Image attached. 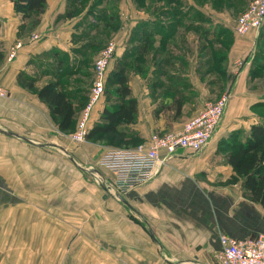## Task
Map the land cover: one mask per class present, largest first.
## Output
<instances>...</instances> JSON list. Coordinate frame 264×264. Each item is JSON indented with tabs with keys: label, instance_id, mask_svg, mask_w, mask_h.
Masks as SVG:
<instances>
[{
	"label": "crops",
	"instance_id": "1",
	"mask_svg": "<svg viewBox=\"0 0 264 264\" xmlns=\"http://www.w3.org/2000/svg\"><path fill=\"white\" fill-rule=\"evenodd\" d=\"M251 1L231 9L233 16ZM70 4L48 0L33 27L16 11L14 0H0V83L9 93L0 99V264H220L221 234L236 239L264 234V207L251 201L241 181L230 182L234 171L223 145L234 136L244 139L261 121L254 107L264 97L254 78L263 71V55L256 59V49L264 26L240 35L238 17L221 21L213 16L230 10L193 0L182 10L193 8L209 21L185 19L167 30L165 21L156 24L139 9L143 15L126 26L120 5L118 26L108 32L101 26L95 33L116 42L110 74L123 69L137 101L136 120L122 127L126 148L145 144L153 134L179 132L208 102L230 96L202 151L178 149L143 182L120 176L115 166L101 161L109 149L125 147L73 143L22 81L23 75L34 78L40 89L70 78L64 89L76 106L85 103L99 54L88 47L82 23L92 0L71 19L66 17ZM194 28L230 33L225 75L214 61L221 41H208ZM18 43L22 47L9 61ZM107 96L94 109L92 128L113 103ZM77 160L86 172L95 169L99 186L79 177Z\"/></svg>",
	"mask_w": 264,
	"mask_h": 264
},
{
	"label": "trees",
	"instance_id": "2",
	"mask_svg": "<svg viewBox=\"0 0 264 264\" xmlns=\"http://www.w3.org/2000/svg\"><path fill=\"white\" fill-rule=\"evenodd\" d=\"M90 0H71L70 9L66 13V17L71 19L80 13L85 8ZM118 1L120 0H92V4L88 11V18L92 17L93 20H84L86 28L97 31L100 27H105V31L115 28L120 23V8ZM154 6L164 3L165 6L176 5L175 8L170 10V18L174 21H166L167 17L163 12L162 16L154 17L156 24H161L165 21L163 28L167 29L171 26L175 27L183 20L189 21H209V17L205 14L192 10L182 12L183 2L182 0H153ZM198 4L209 3L213 8H224L228 10H237L246 5V0H194ZM138 7H145L147 0H135ZM48 0H14L16 11L20 13L24 19L29 20L30 24L34 27L40 21V16L45 12ZM77 5V6H76ZM78 5L82 6L81 9ZM156 8V7H155ZM192 11V12H191ZM82 12V11H81ZM244 12V11H243ZM242 12V13H243ZM241 13V14H242ZM165 17V20L162 19ZM103 18V19H102ZM164 29V30H165ZM196 29L202 36L208 41H221V50L217 53L214 59L215 63H218L220 73L226 74V70L223 68V63L226 59L227 52L230 48L232 37L230 33L225 29L217 28H204ZM164 30H161L163 33ZM172 33L173 31H168ZM87 34H85L86 36ZM97 36V34H96ZM260 35V39L264 41V38ZM108 37V36H106ZM95 41L88 47H93L92 50L100 52L110 41L111 38H105ZM262 41H260L261 44ZM224 45H228L224 47ZM86 46V45H85ZM259 53L263 54L262 51ZM62 62V60L60 61ZM264 67L261 66V69ZM218 69V67H217ZM254 77L256 75H253ZM24 85L37 92L38 97L46 103L50 109L51 117L56 122L58 128L62 132H74L76 129V114L79 109H83L85 103H81L80 106H76L71 95L64 89V85L60 80L50 82L40 89L36 88V79L28 76H22ZM110 86V87H109ZM107 101H110L114 97L115 101L112 105H106L100 118V122L96 124L88 134V140L91 142H104L107 145L125 147L127 141L124 140L125 134H123L122 127L134 123L137 116V101L131 98V89L128 85V79L123 69L119 72L111 73L108 77L106 86ZM260 106H264V103H260ZM258 105L254 107V110ZM81 107V108H80ZM261 114V113H260ZM264 116V115H263ZM260 123L251 127L249 133L245 135L244 139H240L238 136H234L229 141H226V159L228 164L233 168L234 174L232 175L230 182L238 183L242 182L247 196L252 202L260 204L264 207V117H259ZM126 142V143H125ZM124 144H127L124 146Z\"/></svg>",
	"mask_w": 264,
	"mask_h": 264
},
{
	"label": "built area",
	"instance_id": "3",
	"mask_svg": "<svg viewBox=\"0 0 264 264\" xmlns=\"http://www.w3.org/2000/svg\"><path fill=\"white\" fill-rule=\"evenodd\" d=\"M263 26L264 0H252L238 17L235 32L244 35L252 30L260 31ZM38 38V35L32 36L33 40ZM21 47L22 44L18 43L12 48L8 56L9 61L14 60ZM116 49V42L111 40L95 59L88 100L79 114L76 129L71 136L77 143L86 142L92 129L94 109L106 95ZM8 97V91L0 83V99ZM229 99V94H225L214 102H208L179 132L153 134L145 144L135 148H111L101 157V161L115 166L120 176H133L139 181H148L178 149L200 152L209 144L223 118ZM161 152L166 153L164 157L161 156ZM219 239L220 264H264V234L245 239L221 234Z\"/></svg>",
	"mask_w": 264,
	"mask_h": 264
},
{
	"label": "rangeland",
	"instance_id": "4",
	"mask_svg": "<svg viewBox=\"0 0 264 264\" xmlns=\"http://www.w3.org/2000/svg\"><path fill=\"white\" fill-rule=\"evenodd\" d=\"M135 0H120V1H118V6H119V8H120V5H121V11H123V18H124V20H125V23H127L126 24V26H128V23H130L131 21H133L134 20V17H138V15L140 16H142L143 14H145L146 16H148V15H150V16H153V17H160V16H162L163 14V12L165 13L164 15L167 17V19H166V21H168V20H170V21H174L173 20V18L171 19L170 17V13H171V11L170 10H173V9H171V8H175L174 10H179V9H176V8H178V7H176V5H173V6H165L164 5V3H160L161 5H156V6H154L153 4H154V1L153 0H147V5H145V7H138V5L134 2ZM192 1L193 0H182V2H183V5L184 6H190V4L192 3ZM247 2H249L250 0H246ZM207 3H205V5H206ZM248 4V3H247ZM247 4L245 5V7L247 6ZM204 5V4H203ZM156 7V8H155ZM206 7H208V9H210L209 7L210 6H206ZM140 9V10H139ZM247 9V8H246ZM245 9V10H246ZM136 10H139V12H141V13H143V14H140L139 12H136ZM244 10V11H245ZM182 12L184 13L185 11L184 10H182ZM192 12V11H191ZM210 14V16L212 15L211 13H209ZM134 15V16H133ZM234 14L233 13H231V10L228 12V13H226V14H224V16H218V14H215V13H213V16L214 17H216V18H218V19H220L221 21H225V20H227V19H231V18H235V17H238V16H233ZM165 17H162V19L163 20H165L164 19ZM103 19V18H102ZM85 20H92V19H90V18H86ZM210 20V19H209ZM83 23V27H84V29H85V31H84V33L85 34H87L86 35V37H87V39L89 40V42H91V44H94V42L95 41H98L99 39H98V36L96 37V31L95 30H91V29H89V28H86V25L84 24V22H82ZM214 42H216V41H214ZM224 47H226V46H228V45H224V44H222ZM258 46V49H256V51L258 52V56L256 55V59H260V56H259V52L260 51H262V55H263V61L261 62L262 63V65L261 66H263L264 67V41H262L261 42V44L259 43V45H257ZM221 50H223V49H221ZM224 50L226 51V48H224ZM223 50V51H224ZM92 52V51H91ZM95 52V51H94ZM92 54H93V52H92ZM261 54V53H260ZM94 55V54H93ZM89 56L88 55H84L83 56V58H88ZM65 63H64V65H66V64H69V62H67V60H65L64 61ZM64 68V67H63ZM84 67H82V70H84L83 69ZM259 75L261 76V77H259ZM258 77H256V78H254V79H256V82H257V85H256V88H257V90H259V89H261V91L263 92V94H262V97H264V68H263V71L262 72H259L258 73V75H257ZM70 78H64L63 79V82H64V84H68V81H66V80H69ZM72 80V79H71ZM62 82V83H63ZM69 82H71L70 80H69ZM79 82V81H78ZM77 82V83H78ZM70 85H71V83H69ZM110 87V86H109ZM107 96V95H106ZM111 101L112 102H114L115 101V99H111ZM257 107H259V108H256V110H254V114H255V116H258V117H264L263 115H264V106H260L259 104H258V106ZM261 113V114H260ZM72 134H73V132H68V133H66L65 135H68V137L69 138H71V136H72ZM240 139H243V138H241V137H239ZM72 139V138H71ZM87 141H89L88 140V138H87V140H86V142ZM86 142H84V143H86ZM73 143H75V144H79V145H81V144H84V143H77V142H75V141H73ZM97 143H103L104 144V142H101V141H98ZM126 148V147H125ZM77 166H78V175H79V177L83 180V179H88V180H93V182H95L98 186H99V183H100V178H98L94 173H96L94 170H90V168H88V172H86L85 171V166L83 165V162H80L79 160H77ZM79 179V178H78Z\"/></svg>",
	"mask_w": 264,
	"mask_h": 264
}]
</instances>
